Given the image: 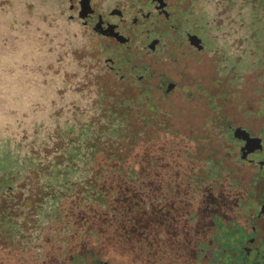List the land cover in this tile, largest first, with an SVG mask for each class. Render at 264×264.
<instances>
[{"label":"rangeland","instance_id":"rangeland-1","mask_svg":"<svg viewBox=\"0 0 264 264\" xmlns=\"http://www.w3.org/2000/svg\"><path fill=\"white\" fill-rule=\"evenodd\" d=\"M56 1L0 0V177L7 176L13 189L0 190V263L70 264L80 254L86 263L97 264L95 253L109 264H173L175 259V264H188L184 248L174 253L176 258L167 249L161 260L154 248L148 252L153 245L148 238L140 246L134 234L126 236V228L125 242L118 225L87 226L93 214L79 217V199L64 198L53 206V197L67 192L66 197L84 184L91 191L99 182L112 189L129 174L137 179L146 155L170 163L185 179L193 174L181 165L198 155L210 159L199 176H217L225 208H231L234 196L245 191L251 166L238 162L235 147L219 130L225 120L204 119L200 106L193 115L184 100L169 98L153 110L142 100L125 102L122 84L103 69L102 60L91 61ZM68 150H76L75 155ZM63 169L72 171L64 185ZM154 170L164 175L159 167L148 171ZM130 184V191L138 186ZM90 195L97 198L94 191ZM133 197L128 195L125 207ZM218 200L210 196L215 206ZM137 215L143 224L144 217Z\"/></svg>","mask_w":264,"mask_h":264},{"label":"flooded vegetation","instance_id":"flooded-vegetation-1","mask_svg":"<svg viewBox=\"0 0 264 264\" xmlns=\"http://www.w3.org/2000/svg\"><path fill=\"white\" fill-rule=\"evenodd\" d=\"M55 3L84 40L91 61L102 60L122 84L125 102L153 110L169 98L184 100L193 115L200 106L204 119L225 120L219 130L235 147L238 162L251 166L245 191L238 186L235 206L225 208L220 179L212 176L209 183L211 176H199L209 158L186 159L181 166L191 167L193 175L183 179L170 163L146 155L138 178L131 179L140 189L142 231L149 233L151 223L156 228L149 234L155 254L164 260L168 249L176 258L184 248L188 264H264V0ZM150 167L164 175L149 173ZM8 181L0 177V190H13ZM210 196L219 199L218 206ZM81 259L78 264H88Z\"/></svg>","mask_w":264,"mask_h":264},{"label":"trees","instance_id":"trees-1","mask_svg":"<svg viewBox=\"0 0 264 264\" xmlns=\"http://www.w3.org/2000/svg\"><path fill=\"white\" fill-rule=\"evenodd\" d=\"M90 148L92 149L91 146H90ZM68 151H69V154L71 156L75 155L76 150H68ZM89 156L92 158V154H90ZM91 160H94V159H91ZM50 164H53V163L50 162ZM109 167L115 168L113 166H109ZM61 172L64 173L63 177H61L63 180V185H64V182L67 178L66 176L69 175L72 171L70 172V171H68V169H63ZM53 177H54V179L57 178L56 175H54ZM127 183H129V184L131 183L132 185L137 186L138 180L134 181L133 179H131V174H129L128 178L123 177V179L120 180V186L117 185L116 187H113L112 189H107L106 186H103L100 182L96 183L93 186L94 194H95V196H97V198H95V197H92L93 195H90V193L93 192V191H91L92 188H87V187H85V184L82 185L83 182L82 183L80 182V185H82V186L78 187L79 191H76L75 193H72L66 197H64V194L67 192H65L63 195H60V196L57 195L56 197H53L54 199H53L51 204L53 206H55L57 204V202H59L61 199H64V198L65 199L66 198L79 199V204H78V207L76 209V213H78L80 215L79 217H81V219H84L85 218V217H83L84 214H86V213L93 214L91 219L85 220V225L90 226V227H102V226L107 225L108 222L111 225H118V226H120V228L122 230H124L125 228L128 229L127 233H126L127 237L129 235L131 236L132 234H134L138 240L139 245L143 246V243L145 240H147V238L149 240L151 239L149 234L152 232V230L154 231V229H156V228L154 226H152V224H151L149 227V229H150L149 233L147 232L148 231L147 230V231H145V234H143L144 230L142 232V230L140 229L139 221H137V219H138L137 214H139V212H138V208H139L138 196H140L139 185L135 189L131 188L132 191H130L129 187H127ZM125 184H126V188H125ZM131 184H130V186H131ZM50 185H52V184H50ZM50 185H49V187H50ZM78 185H79V183H78ZM67 190H69V189H67ZM103 192L107 195L105 196ZM131 193L134 195L133 200H135V201L133 202V204L131 206L128 207V205L126 204V207H125V202L128 199V195H130ZM53 194H56V193H53ZM48 197H49V195L47 196V198ZM114 201L117 203H114L112 205V203ZM129 209H131V210L129 211ZM102 213H104L103 215L108 214L110 219H107V217L101 216ZM129 213L131 215L127 216ZM100 216H101V218H100ZM105 216H107V215H105ZM111 217H114V218H111ZM129 217H134L133 219H136L131 223V227H129V225H128L129 224ZM93 232H94L93 235H95L94 230H93ZM135 232H136V234H135ZM120 237L123 241L126 242L127 237L125 238V230L122 232ZM81 240H82V238H81ZM64 242H65V244L70 246L68 241L64 240ZM147 250L150 253V251L153 249L151 247H148ZM87 252L90 254L91 250L88 249ZM92 257L97 258L98 255L93 253ZM80 258H82L81 261L85 260L84 255H80V254L73 255L70 264H76L77 262H79L78 260ZM101 261H104V260H98V261L95 260L94 262H97V264H99ZM107 261H106L107 264H109L110 261L108 259H107Z\"/></svg>","mask_w":264,"mask_h":264},{"label":"water","instance_id":"water-1","mask_svg":"<svg viewBox=\"0 0 264 264\" xmlns=\"http://www.w3.org/2000/svg\"><path fill=\"white\" fill-rule=\"evenodd\" d=\"M76 264H78V262ZM99 264H107V262L106 261H101Z\"/></svg>","mask_w":264,"mask_h":264}]
</instances>
